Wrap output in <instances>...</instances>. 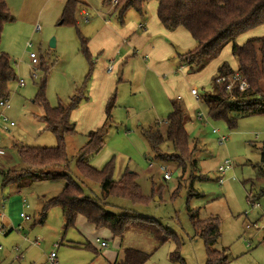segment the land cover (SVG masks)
Here are the masks:
<instances>
[{"label":"rangeland","instance_id":"rangeland-1","mask_svg":"<svg viewBox=\"0 0 264 264\" xmlns=\"http://www.w3.org/2000/svg\"><path fill=\"white\" fill-rule=\"evenodd\" d=\"M66 1L7 0L13 20L3 25L0 48L9 54L17 76L24 80L25 85L19 87L17 81L12 85L9 109L5 112L16 125L9 131L0 127V139L7 147L6 156L0 161V205L4 206L2 209L5 214L16 221L21 219L18 200H21L22 196L25 195L31 209L28 208L33 210L35 216L38 217L37 213H40L38 208L41 207L43 210V203L59 195L65 186V180L59 178V180L37 181L29 185L28 190L22 191V194L17 193L14 185L3 186L2 169L23 166L17 154V146L13 147L12 144L39 147L58 146V138L46 128V122L41 117L45 113L44 107L34 101L39 92V84L42 79H46L45 91L50 107H56L58 102L63 104L70 102L72 96L83 85L89 69V62L82 51L81 37L86 38L87 33L99 30L102 26V18L107 17L106 11L109 9L103 0H79L75 14L76 25L62 24L59 22ZM83 4V9L89 10L93 15L86 23L81 12L83 9L80 8ZM128 10H130L128 11L129 21L141 20L142 17L136 10ZM144 10H146L147 17H151L152 12L157 10V2L149 1ZM113 13L112 10L110 16L117 21V14ZM250 34L257 37L264 36V25L252 30ZM53 38L56 44L54 47L50 44ZM28 44L31 46L29 47ZM226 49L228 50L224 47L219 56L208 64L209 67L206 66L208 68L205 74H201L202 70L188 74L192 75L197 82L192 86L198 87L201 92L210 89V79L213 74L217 73L215 63L220 61L221 65L224 62L229 64L237 62L231 47ZM31 52H34L40 60L38 65L30 60ZM226 53L228 57L225 56ZM42 62H45L48 67L47 71L41 66ZM214 65L215 69H213ZM191 103L196 107L192 113L188 112L186 129L196 143L192 146L195 150L192 153V158L196 161L195 167L188 166L182 173L181 168L174 161L163 162L171 171V178L164 180L163 172L159 167L162 162L156 158L150 159L152 151L143 135L144 130H149L150 124L141 123L139 116L133 119L131 126L126 125L128 124L125 120L126 108L121 107L120 111L112 116L113 123L105 135L102 150L98 154H90L88 160L98 169H103L106 163L112 160L115 168L112 179L115 182L120 181L126 172L135 173V181L139 185V197L134 200L110 194L104 200L99 182L81 176L75 162L77 152L87 142L86 131L88 130L85 128L88 127L89 121L83 112L73 113L71 121L76 123L75 132L65 137L66 151L70 157L71 175L77 181L83 179L84 184L82 185L86 193L107 202V207L111 210L150 218L164 229L173 231L182 241L180 256L186 264H206L207 262L206 244L203 237L197 236L193 229L190 211H194L200 220L218 217L221 236L214 248L216 250L228 249L230 259L228 264H264V243L260 242L264 230L258 231L254 227H246L249 222L250 224L254 221L259 224L264 223V195L260 194L264 188V178L259 176L256 169L261 158L260 147L264 142V114L241 116L238 113H232V116L237 118V125L229 127L225 120L210 118L203 103H197L194 98ZM199 107L209 118L208 122L197 118ZM1 111L2 108H0ZM93 125L95 129L103 124L96 122ZM166 126L167 123L159 128L162 131ZM214 127L219 133L213 132ZM221 134L227 136L225 143H220L218 140ZM160 149L167 154L175 152L168 141L160 145ZM96 158L102 159L99 166L93 163ZM225 160H230L234 167L222 175L218 169ZM151 161L153 163L149 165ZM220 177L221 180H219ZM252 184H254L253 187ZM248 190H251L252 195L256 197L255 202L260 204V209L253 208L248 201ZM29 209L24 211L28 212ZM80 220H83L81 225L75 224L74 227H69L64 231L61 209L52 206L47 210L44 223L37 220L32 226L21 229V233L27 234L32 239L39 238L40 246L36 247L38 249L35 253L42 256L41 260L47 252L54 248L55 242L59 243L63 238L59 251L57 249L58 258L62 262V249L66 248L64 245H67L70 238H78L76 234L84 236L86 239L84 241L92 242L94 245L99 244L97 236H94L92 231L95 229L93 225L83 217H80ZM17 228L18 225L14 226L9 234L0 235V246L8 249L9 245L13 244V240L18 242L23 259L26 257L27 249L21 246L22 243L20 244L22 239L17 236ZM98 230H104L103 232L106 233L105 229ZM249 237L253 240L248 246ZM100 240L107 241L109 249H118L111 235ZM122 245L138 248L151 254L145 264H182L181 261L171 259V252L177 248L172 238L159 243L155 237L148 234L131 232L126 235ZM13 251L17 253L14 256V260H17L16 257L21 251H17L15 247ZM98 252L101 253V250Z\"/></svg>","mask_w":264,"mask_h":264},{"label":"trees","instance_id":"trees-1","mask_svg":"<svg viewBox=\"0 0 264 264\" xmlns=\"http://www.w3.org/2000/svg\"><path fill=\"white\" fill-rule=\"evenodd\" d=\"M114 0H103L108 5ZM151 0H117L113 8L117 14L116 20L122 24L128 9H134L141 15L146 13L144 7ZM157 1V14L162 25L168 29H176L184 26L189 30L196 47L178 54L180 61L188 66L192 73L205 68L212 59L219 56L220 52L228 44H231L232 54L238 64L237 70H233L229 63H222L217 68L210 83V90H203L199 95V101L204 104L207 114L212 119L225 120L229 127L237 125V118L232 113L245 115L264 114V36L249 37L243 44L237 42V37L251 29L264 25V0H155ZM79 0H67L63 7V15L59 23H71L76 25V8ZM113 13V14H114ZM13 20L7 0H0V40L3 25ZM82 51L89 62V69L81 88L75 93L68 104L58 102L56 107H50L46 97V79L39 84L38 94L34 101L44 107L45 113L41 116L46 122V128L50 129L58 138V146H17L20 163L23 166L12 169H2V185L15 184L25 188L37 181L46 179L65 180V186L56 197L44 203L41 219L44 220L47 210L52 206L60 207L62 216L65 217L66 228L74 227L78 215L84 216L95 229L111 231L113 238L119 239L123 244L124 238L131 232L143 233L164 243L170 238L175 240L177 248L171 252V259L186 264L180 256L182 241L173 233L164 229L155 220L130 214L117 213L107 207L103 202L89 194L82 184L83 179L75 180L69 169L70 157L66 151V136L75 132V123L70 121L72 110L88 100L87 83L95 64L92 57L87 37H81ZM41 66L47 71L45 62ZM239 72L245 78L249 88L240 92L237 83L231 90H227V81L219 80L221 77ZM19 80L15 66L9 54L0 48V100L9 98L11 87ZM116 96H111L106 102L105 122L102 126L89 130L87 142L77 152L76 166L82 177L98 181L101 186L104 200L110 194L136 200L139 197V185L136 183V174L126 172L120 181L112 178L114 163L107 162L103 169L95 168L88 160L92 153H100L105 143V135L113 123V110L116 107ZM167 126L160 130L158 126L144 130L143 135L151 148L153 158L163 162L174 161L182 173L188 166H194L196 161L192 158L195 151L192 147L195 140L191 139L185 125L188 121V111L184 103L178 100L172 101V110L167 115ZM170 142L174 153H165L160 145ZM261 158L256 166L258 174L264 178V142L260 147ZM150 156V157H152ZM1 170V169H0ZM254 184H252V187ZM264 195V188L261 190ZM247 198L256 200L252 191H247ZM251 202V201H250ZM193 229L196 235L203 237L206 244V264H228V249H215V245L221 236L218 217L199 219L194 211H190ZM85 247L93 249L89 243ZM96 250V249H94ZM151 254L134 247H125L120 260L114 264H145Z\"/></svg>","mask_w":264,"mask_h":264},{"label":"crops","instance_id":"crops-1","mask_svg":"<svg viewBox=\"0 0 264 264\" xmlns=\"http://www.w3.org/2000/svg\"><path fill=\"white\" fill-rule=\"evenodd\" d=\"M80 8L82 10L84 4ZM128 11L125 14L122 24L111 18L112 16H110V13L106 11L107 17L104 16V18H102L101 28L95 32L86 34L90 53L95 59V64L91 72L92 75L87 83L86 89L89 97L88 100L82 101L78 105L79 107L72 111L70 121L74 116V112H83L89 121L88 127L85 128L88 130L86 131L87 133L89 130H92L94 123L104 124L106 102L114 94L116 96V107L113 110V114L119 112L121 107H125L127 113L125 120L128 126H131L134 121L133 119L139 116L143 121H141V123L148 122L150 124L149 128L165 125V123L168 122L167 115L172 110L173 100L184 103L187 111H191L190 113H192L194 107H196L195 104L191 103V100L194 98L197 103H200L199 99H196L191 91L192 89H197L199 95L202 92L198 87L192 86L193 83L197 82L192 75H188L192 74V72L189 71L188 66L184 64V62L180 61L178 56V54L196 47L195 44L197 41L194 40L189 30L184 26H180L176 29L166 28V26L161 24L158 18V10L153 11L149 18L147 14L141 15L137 11L138 15L142 17L141 20L137 21L135 19H133V21L128 20ZM140 23L145 24L146 30L139 28L138 25ZM254 29L238 36L237 42L239 39L238 43L243 44L247 38L257 37L250 34ZM228 47H231V44H228L225 50H228L226 49ZM225 56L228 57L227 53ZM220 63V61L215 63L217 68ZM111 64H113V69L109 71L108 67ZM230 64L233 70H237V62H232ZM215 65L213 69L216 68ZM207 68H203L204 70L202 69V73H200L205 74ZM213 69L211 71H213ZM200 107L199 111H203ZM151 120L153 122H151ZM150 159L152 160L153 156L150 157ZM101 160L100 158H96L93 162L94 165L99 166L98 164L101 163ZM152 163L151 161L149 165H152ZM12 185L16 186L15 184ZM16 188L17 193L22 194V191L25 192V190H28L30 187L20 188L16 186ZM23 199L27 201L25 195L22 196L21 200H18V203H20L19 207L21 208L19 217L23 210H27L23 205ZM29 208L31 209L30 206ZM30 209L26 212L27 215L31 217L28 221L24 220L22 217H20V220L16 221L14 218L11 219L7 215L0 221L4 226L8 227L18 225L19 229L18 231L16 230L18 233L17 236H20L22 239V242H20V244L22 243L21 246L27 249L25 258L22 259V256H18L16 257L17 260H14V256H16L17 253L13 251V248L20 245L13 240V244H10L8 249L0 248V264H44L45 256L43 260H41L42 256L36 255L35 253V250L38 249L36 247L40 246L41 241L39 238L34 237L35 239H32L28 237L27 234L21 233V229L28 228L29 225L32 226L37 220L40 223H44L43 219H41V207L38 208L40 210V213H37L38 217H36L35 212ZM80 217L85 218L84 216L78 215L75 224L81 225V221L83 220H80ZM65 223L66 219L63 216L64 231L68 229ZM84 225L87 226V224ZM92 231L94 236H97L96 239L99 244L94 245L91 242L90 244L94 248L89 249L84 246L85 243L89 241H84L86 240L84 236L76 234L78 238H70L67 245H64L66 248L62 249V262L60 263L114 264L116 260L121 259L123 250L126 246L124 247L119 239L113 238L111 231L105 230L106 233L103 232L104 230L99 231L98 229H92ZM9 233L10 232H8V234ZM24 235L29 241L24 239ZM109 235L116 241L118 249H109L108 242L100 240L101 238L109 237ZM30 240H37L39 245L31 243ZM62 241L63 238L59 242V247ZM101 241L107 243L106 249H103L105 247H101ZM59 247L58 251L60 249ZM99 250H101V253L98 252ZM19 254H22V251Z\"/></svg>","mask_w":264,"mask_h":264},{"label":"built area","instance_id":"built-area-1","mask_svg":"<svg viewBox=\"0 0 264 264\" xmlns=\"http://www.w3.org/2000/svg\"><path fill=\"white\" fill-rule=\"evenodd\" d=\"M116 4H117V0H114V1H112V3L108 4V6H109V9L107 10L108 13L112 12V10L116 6ZM94 11H96V10H94ZM81 12H82V16H83L85 23H86V21L87 22L89 21L91 16H93L92 12H90L87 9L86 10L83 9ZM138 26H139V28L146 30V26L144 23H140ZM38 29H39V27H38ZM28 46L30 47L31 44H28ZM29 57H30V60H32L33 64L38 65L40 63V60L38 59L37 55L34 52H31L29 54ZM112 69H113V64H111L108 67L109 71H111ZM219 80L228 82L227 83V90L228 91L231 90V88L233 87L232 85L234 83H237V86H238L240 92H242V93H244L249 88V84H248L247 80L245 78H242L238 71H236L234 74L230 75L229 77L223 76ZM17 85L19 87H23L25 85L24 80L23 79L17 80ZM191 92L195 96L196 99H199V94H198L197 89H192ZM9 103H10L9 98L4 99V100H0V108H2V111L0 112V127H1V129L5 130V131H9L10 128H12L13 126L16 125V123L13 120L9 119L5 113L6 110L9 109ZM197 118H200L202 120L204 119V121H206V122L209 121V118L205 115V113L203 111H198ZM213 132L219 133V131L216 127H214ZM257 137H258V135H257ZM218 140L220 143H225L227 140V136L221 134L218 137ZM6 153H7V147H5L3 145V141H2V139H0V161H1V158L6 156ZM0 164H1V162H0ZM159 167H160L161 171L163 172V179L164 180L170 179L171 178V171L168 169V167L163 163H161L159 165ZM233 167H234V165L232 164V162L230 160H225L222 164H220V167L218 170L220 173H222V175H224L229 170H231V168H233ZM221 179L222 178L220 177L219 180H221ZM23 201H24L23 202L24 207L28 209V207L30 206L29 202L26 201L25 199H23ZM249 202L251 203L253 208L260 209V207H261L260 204L258 202H255V200L249 199ZM3 207L4 206H0V218L1 219H3V217L6 216L4 210L2 209ZM20 217H22L26 221L31 219V217L29 215H27L26 211H24V210H23V212L20 213ZM250 226L254 227L258 231L264 230V223L259 224L257 221H254L252 224H250V222H249L248 225H246V227L251 228ZM13 229H14V226L8 227V226H4L1 223L0 224V235L8 234V232L13 231ZM18 229L19 228H17L16 230L18 231ZM23 237L25 240L29 241V239L25 235ZM252 240H253L252 238H250V237L248 238V240H247L248 246L252 244ZM30 242L35 244V245H39L37 240H30ZM260 242L264 243V235L262 236ZM100 245H101V247H107V243L105 241H101ZM53 247L54 248L52 250H50L49 252H47L45 254L44 264H62V263H60V260L58 258V252H57V249L59 247V243H55L53 245ZM0 248H1V246H0ZM15 249H17V251H20V246H16ZM18 256H22V254L18 253L17 257Z\"/></svg>","mask_w":264,"mask_h":264},{"label":"water","instance_id":"water-1","mask_svg":"<svg viewBox=\"0 0 264 264\" xmlns=\"http://www.w3.org/2000/svg\"><path fill=\"white\" fill-rule=\"evenodd\" d=\"M50 44H51V46H53V47L56 45V44H55V39H54V38L51 39Z\"/></svg>","mask_w":264,"mask_h":264}]
</instances>
